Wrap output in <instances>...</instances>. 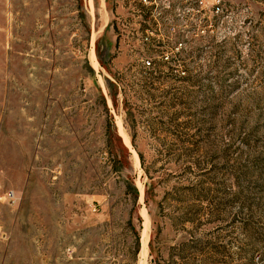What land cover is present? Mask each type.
Returning <instances> with one entry per match:
<instances>
[{"label":"rangeland","instance_id":"rangeland-1","mask_svg":"<svg viewBox=\"0 0 264 264\" xmlns=\"http://www.w3.org/2000/svg\"><path fill=\"white\" fill-rule=\"evenodd\" d=\"M188 1L0 0V264H264V0Z\"/></svg>","mask_w":264,"mask_h":264},{"label":"trees","instance_id":"trees-1","mask_svg":"<svg viewBox=\"0 0 264 264\" xmlns=\"http://www.w3.org/2000/svg\"><path fill=\"white\" fill-rule=\"evenodd\" d=\"M188 4H189V6H191L192 9L194 8V4H193V2L191 0L188 1ZM198 21L199 22H198V24H196V27H199L200 29H206L207 26L210 24V20L208 19V16H204L203 18L198 19ZM192 26L193 25H191V27ZM155 42L157 43L156 45L164 46V47L169 48V49L173 48L172 40H170L168 37L165 39V41L157 40ZM174 58H175V59H173L174 63H178L179 64V63L182 62V60L177 57V53H174ZM138 246H139L138 245V240H137V237H136V252H137Z\"/></svg>","mask_w":264,"mask_h":264},{"label":"built area","instance_id":"built-area-1","mask_svg":"<svg viewBox=\"0 0 264 264\" xmlns=\"http://www.w3.org/2000/svg\"><path fill=\"white\" fill-rule=\"evenodd\" d=\"M147 64H150L149 62H147Z\"/></svg>","mask_w":264,"mask_h":264}]
</instances>
